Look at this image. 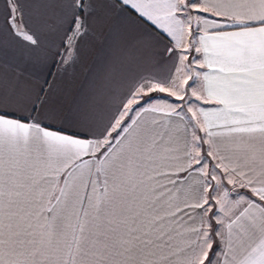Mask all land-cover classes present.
Wrapping results in <instances>:
<instances>
[{
	"label": "snow or ice",
	"instance_id": "1",
	"mask_svg": "<svg viewBox=\"0 0 264 264\" xmlns=\"http://www.w3.org/2000/svg\"><path fill=\"white\" fill-rule=\"evenodd\" d=\"M0 264H264V0H0Z\"/></svg>",
	"mask_w": 264,
	"mask_h": 264
},
{
	"label": "crops",
	"instance_id": "2",
	"mask_svg": "<svg viewBox=\"0 0 264 264\" xmlns=\"http://www.w3.org/2000/svg\"><path fill=\"white\" fill-rule=\"evenodd\" d=\"M34 73V76L36 78H41L44 76V74L47 72V69H41V68H35L31 70ZM51 79V78H50ZM82 80V76H77V83H79Z\"/></svg>",
	"mask_w": 264,
	"mask_h": 264
}]
</instances>
